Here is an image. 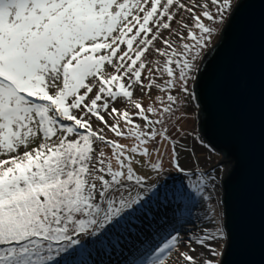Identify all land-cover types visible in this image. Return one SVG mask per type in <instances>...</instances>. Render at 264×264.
I'll list each match as a JSON object with an SVG mask.
<instances>
[{
  "label": "snow or ice",
  "instance_id": "obj_1",
  "mask_svg": "<svg viewBox=\"0 0 264 264\" xmlns=\"http://www.w3.org/2000/svg\"><path fill=\"white\" fill-rule=\"evenodd\" d=\"M246 2L210 0L209 9L199 0H0V264H94L85 259L94 251L123 254L140 217L151 211L145 200L156 188L145 187V176L135 171L136 154L150 157L147 145L159 137L171 145L170 163L185 173L179 156L187 151L167 127H156L164 125L163 114L173 111L177 97L168 94L161 118L150 119L157 108L134 100V89L170 92L179 81L189 98L187 110L195 99L189 81L197 79V60ZM165 31L182 41L186 31L190 42L178 50ZM156 41L163 46L156 47ZM149 53L165 59L149 60ZM154 73L166 74L163 85ZM117 102L136 109L143 126ZM93 119L103 127L94 128ZM105 128L135 143L129 147L108 139ZM98 142L111 148L110 157L103 149L97 152ZM150 166L160 171L162 161ZM215 179L201 173L199 183L190 184L210 200L205 189L215 190L209 184ZM134 187L139 191L133 196ZM206 219L220 226L187 240L179 231L169 234L153 249L150 264H224L223 251L209 243L228 242L223 218L216 213ZM193 245L208 254L194 257ZM132 256L129 249L123 260L107 264H138Z\"/></svg>",
  "mask_w": 264,
  "mask_h": 264
},
{
  "label": "water",
  "instance_id": "obj_2",
  "mask_svg": "<svg viewBox=\"0 0 264 264\" xmlns=\"http://www.w3.org/2000/svg\"><path fill=\"white\" fill-rule=\"evenodd\" d=\"M202 54L193 85L201 138L221 154L224 264H264V3L247 0Z\"/></svg>",
  "mask_w": 264,
  "mask_h": 264
},
{
  "label": "rangeland",
  "instance_id": "obj_3",
  "mask_svg": "<svg viewBox=\"0 0 264 264\" xmlns=\"http://www.w3.org/2000/svg\"><path fill=\"white\" fill-rule=\"evenodd\" d=\"M199 2H208L209 9L213 8L210 0H199ZM199 11H202V9ZM199 11L197 14H199ZM204 22L206 24L209 23L207 20ZM189 23H191V21H189ZM175 27L176 25L174 23L173 28ZM193 31L196 30L193 29ZM183 35L185 37L184 41L179 37L170 36L168 31L164 32L165 37L175 42L178 50H180V46L183 42H190L186 39V31L183 32ZM219 36L220 35H213L211 43L208 45V48L204 50L203 54L217 44ZM162 46L160 41H156V47ZM148 59L160 60L163 62L165 58L156 56L154 53H149ZM200 61L201 59L197 60L198 66L200 65ZM148 75L147 70H145L142 77L145 85L148 84ZM153 75L156 82L161 85H163L164 81L167 79L166 74L161 76L158 73H154ZM193 85L194 82L190 80L189 89L192 92ZM168 94L177 97L176 103L172 106L173 111L171 113L163 114L162 118L165 121L164 125H157L156 127L157 129L167 127L168 135L178 140L180 144L185 145L187 151H181L179 160L181 166L185 168V173L190 172L191 175L188 176L185 173L178 172L170 163L171 145L169 141H161L160 138L157 137L155 142H149L147 147L150 151V157H144L137 153L135 158L139 160L140 163H134L133 166L135 171L137 174L145 176V187L156 185V188L147 194L150 199L145 200V204L151 211L148 212L146 216L140 217L142 223L138 226L137 233L130 238V243L122 249L123 254L112 251L111 249L99 252L94 251L92 255L85 257L86 260L92 261L94 264H107L109 260L113 262L123 260L129 255V249H131L133 253L132 258L135 259L138 264L140 261H143L144 264H150V260L155 256L153 249L158 245H162V243L169 238V234H175L176 231H179L180 236L187 240L189 234L201 235L204 229L214 231L216 227L220 226V222L213 223L211 219H206V217L210 214L215 215L218 213L223 218L221 180L225 165L222 163L218 164L221 160V154L219 152H213L209 148L202 147L195 142L190 135L194 132L195 135L201 138L197 122L198 106L196 100L193 99L186 110L189 98L180 90L179 81H177V87L170 90V92L162 88L158 89L154 86L150 90L145 88L141 91L139 86H137V88L134 89L133 99L141 102L145 108L149 105L157 108L158 112L156 114H149V117L150 119H160L161 116L159 113L168 105ZM115 106L118 109H123L127 106L128 111L133 114L136 123L142 126L145 123L139 117L135 116L137 110L130 104L126 105L125 103L117 102ZM106 119H108V117H106ZM111 122L112 121L109 120V123ZM92 123L94 128L103 127L99 125L95 119L92 120ZM120 127L125 129L123 121L120 122ZM103 134L108 139L118 140L119 143L129 147L135 143L134 138L129 136L116 137L114 133L107 128L104 129ZM95 147L97 152L103 149L107 156L110 157L112 155L111 148L106 144L98 142ZM154 148H158L159 152L157 153ZM21 151H23V149H21ZM157 161H162V170L160 171L152 170L150 166L151 163ZM112 164L114 168L118 167L115 159L112 160ZM213 168H216L215 173L212 172ZM198 169L199 171H197ZM201 173L206 176L215 175L216 177L215 180L209 182V184H215V190L210 186L205 189V195L211 196L210 200H204L203 196L197 195L195 189L191 187V184L199 183L198 177ZM137 191H139V189L134 187L132 189V195L134 196ZM125 195H127V193H125ZM209 205L215 210V213L211 212ZM209 243H212L214 247L223 251L225 244L224 240ZM221 246L223 247L221 248ZM193 247L195 251L191 254L194 257L200 258V253L202 252L205 253V255L208 254L207 250L199 245H193ZM169 264H171V260Z\"/></svg>",
  "mask_w": 264,
  "mask_h": 264
},
{
  "label": "trees",
  "instance_id": "obj_4",
  "mask_svg": "<svg viewBox=\"0 0 264 264\" xmlns=\"http://www.w3.org/2000/svg\"><path fill=\"white\" fill-rule=\"evenodd\" d=\"M220 39H221V38H220V36H219V39H218L217 43L220 41ZM215 45H217V44H215ZM215 45H214V46H215Z\"/></svg>",
  "mask_w": 264,
  "mask_h": 264
}]
</instances>
